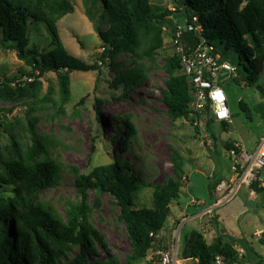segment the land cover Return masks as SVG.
<instances>
[{
    "label": "trees",
    "instance_id": "16d2710c",
    "mask_svg": "<svg viewBox=\"0 0 264 264\" xmlns=\"http://www.w3.org/2000/svg\"><path fill=\"white\" fill-rule=\"evenodd\" d=\"M99 1L107 21V29L97 32L103 51L98 62L86 64L66 52L57 33L56 23L74 12L69 0H0L1 46L14 52L16 58L29 68L27 73L17 77L0 76V103L30 104L41 91L40 78L54 73L60 103L65 105L70 100V74L99 72L100 66H107L113 72L111 86L121 88L120 99H128L134 90L148 81V68L143 62L154 63L163 45L164 31L168 29L172 38L180 27V23L171 18L174 13H182L180 17L185 25L191 23L193 17L197 18L204 44L213 48L221 62H226L228 52L237 55L239 68L234 66L235 72L240 70L246 86H254L264 70V0H174V11L159 10L149 0ZM96 2L84 0L85 16L90 22L94 21L92 12ZM29 21L46 24L52 37L51 50L39 52L35 44L29 46ZM180 40L188 52L200 39L195 33L183 30ZM171 50L162 66L166 79L161 102L172 122L189 120L198 133L196 120L206 126L218 121L207 115L199 121L198 116H194L189 80L181 73L180 59L174 48ZM122 55H129L131 67L125 68V63L118 59ZM261 95L264 99V91ZM84 100L81 98L78 105ZM102 106L103 102L95 99L96 120H100ZM239 106L246 110L242 101ZM29 110L32 111L31 106ZM254 110L264 118V103H257ZM114 117L124 136L120 151L126 152L129 140L136 134L131 116ZM27 121L30 144L21 146L12 134V153L7 158L0 154V189L11 188V196H3L0 191V264H57L63 259L66 264H122L109 255L104 236L91 223L93 210H100L99 197L103 194L108 195L118 208L116 219L124 226L130 243L131 252L124 264H134L146 258L148 252L163 247L158 235L169 216L171 203L179 199L181 182L185 178L180 154L170 153L172 177L159 184L146 183L134 173L128 161L120 158L96 166L87 174L69 166L68 171L74 176L76 198L74 202H66L63 217L52 206L38 200L40 194L59 185L63 166L51 156L48 141L33 137L39 119L29 113ZM219 124L222 131H227L230 125ZM118 138H112L111 142L115 144ZM212 139L217 142L214 136ZM236 143L228 140L222 149L225 153L234 150L239 155L241 147H235ZM90 157L91 154L88 160ZM144 188L153 190L152 207L135 208L133 195ZM250 189L264 191V188H258L257 182ZM90 192L94 193L93 204L90 203ZM259 242L264 245V232ZM236 245L244 250L241 258L237 255ZM97 249L106 254L104 259L92 258ZM73 251H77L76 254L68 259ZM251 252L244 240L228 242L217 235L207 243L202 232H191L184 237L180 260L213 264L216 256H223L232 262L246 263ZM261 260L264 264V256Z\"/></svg>",
    "mask_w": 264,
    "mask_h": 264
},
{
    "label": "rangeland",
    "instance_id": "374dc122",
    "mask_svg": "<svg viewBox=\"0 0 264 264\" xmlns=\"http://www.w3.org/2000/svg\"><path fill=\"white\" fill-rule=\"evenodd\" d=\"M69 1L74 6V12L56 23L60 41L69 55L86 64L96 63L103 51L97 32L107 29L104 10L97 0L92 12L94 21L90 22L85 16L84 0ZM149 3L162 11L165 9L172 11L176 7L174 0H149ZM181 14L174 13L171 18L184 28L185 21L180 17ZM28 29L30 47L35 44L39 52L53 48L52 37L45 23L29 21ZM1 40L0 29V76L11 78L27 73L29 68L16 58L14 52L4 50ZM171 47V36L166 29L163 33L162 48L158 50L154 63L150 65L147 61L143 62L148 68V81L143 87L134 90L128 99H120L121 88L114 89L111 86L113 72L107 66H100L99 72L70 74V100L65 105L60 103L54 73H47L40 78L41 91L38 98L30 104L0 103L1 156L7 158L12 153L10 139L12 134L21 146L30 144L27 119L31 113L39 119L33 137L48 141L52 149L51 156L63 166L59 185L40 194L39 201L46 202L64 217L66 202H74L76 198L74 176L68 171V167L74 166L79 173L87 174L96 166L112 163L115 158L128 161L134 173L142 177L146 183H162L168 177H172L170 153L176 151L184 161L185 178L181 182L179 199L173 201L169 207L172 213H179L181 208L185 209L190 217L195 209L191 208L193 206L187 208V205L192 200L202 204L197 207V213L215 206L216 200L221 199L225 193L216 192L214 186L220 180L228 182L234 176L231 171L233 159L227 157L226 153V157L223 155L222 146L228 140H232L241 144L248 153L254 151L264 136V118L254 110L257 103H264L261 95L264 91V70L257 83L251 87L242 82L240 70L221 81L220 86L227 96L232 116L231 124L227 131H222L219 122L207 126L201 122L198 124V133H195L194 125L189 120L172 122L161 102L166 79L162 66L164 59L172 53ZM225 56L227 63L237 67L236 54L228 52ZM118 59L125 63V68L131 67L129 55H122ZM259 88H262V91ZM81 98L85 100L82 105H78ZM95 99L103 102L100 120L94 117ZM241 101L246 105V110L240 108ZM30 106L32 111L29 110ZM114 115H130V121L135 128L136 134L129 140L126 152L120 151L124 136ZM213 136L217 140L216 143L212 139ZM114 137H119L115 144L111 142ZM210 175L213 179L209 178ZM260 178L264 181V170ZM0 191L3 196H11L10 187H3ZM152 192L151 188H144L135 193L134 207H152ZM249 193L250 190L242 186L228 202L216 206L213 210L219 215L218 221L212 214L199 215V218L190 217L186 222L181 221L173 229L167 220L158 239L166 244L167 249L174 250L176 244L177 264H196L192 260H180L184 237L191 232H202L207 243H211L217 235H221L222 239L228 242L234 239L244 240L252 251L246 263L262 264V260L254 256L264 253V245L259 242L262 235L258 239L253 234L258 230L264 232V191L254 192V199ZM99 201L100 210H93L91 223L104 236L109 255L124 264L131 247L124 226L116 219L119 210L111 203L108 195H101ZM93 202L94 193L90 192V203ZM76 252L73 251L68 259ZM153 253L154 251L148 252L146 258L134 264H160ZM105 255L103 251L97 249L92 258L104 259ZM66 262L63 259L57 264Z\"/></svg>",
    "mask_w": 264,
    "mask_h": 264
},
{
    "label": "built area",
    "instance_id": "2783aa9c",
    "mask_svg": "<svg viewBox=\"0 0 264 264\" xmlns=\"http://www.w3.org/2000/svg\"><path fill=\"white\" fill-rule=\"evenodd\" d=\"M183 30L195 33L200 39L196 47L188 52L180 40ZM200 33L201 27L197 23V18L193 17L191 23L186 24L184 28L179 27L171 38L174 52L180 59L181 73L188 78L191 87L193 98L191 111L194 113V116H198L199 121L207 115L215 121L231 124L232 116L228 107V99L220 86V82L234 73L235 67L227 62H221L220 56L213 52V48L204 44ZM221 77L224 78L220 80ZM198 124V120H196L195 125ZM239 145L241 147L239 155L234 150L226 152L227 157L233 159L231 171L234 174V179L228 182L220 181L216 186V192L225 193L221 199L216 200L217 206L228 202L242 186L250 190L249 194L252 199H254L255 194L250 187L255 182L258 183V188H264V181L260 178L261 172L264 170V136L252 152L246 153L243 146L239 143H236L234 146L239 148ZM209 178H212V176L210 175ZM200 205H202L200 202L194 200L188 204V206ZM210 212L211 210L207 209L203 213L207 214ZM253 235L259 239L261 238L262 232L256 231ZM163 247L153 253L159 259V263L172 264L173 262L177 264L176 244L174 250ZM237 255L241 258L244 255V250L237 247ZM213 264L247 263L232 262L223 256H216Z\"/></svg>",
    "mask_w": 264,
    "mask_h": 264
},
{
    "label": "crops",
    "instance_id": "0c3cea01",
    "mask_svg": "<svg viewBox=\"0 0 264 264\" xmlns=\"http://www.w3.org/2000/svg\"><path fill=\"white\" fill-rule=\"evenodd\" d=\"M222 153H223V155L225 156V150L224 149H222ZM226 157V156H225ZM234 177V176H233ZM233 177L230 179V180H233ZM229 180V181H230ZM222 181V180H221ZM201 206V205H200ZM217 206V203H215V206H212V207H209L208 208V210H211V212L210 213H207V214H212L213 216H214V218L216 219V221H218V219H219V215H217L216 214V211L215 210H213L215 207ZM197 207L198 206H193V207H191V208H194L195 209V211L191 214V216L190 217H200L199 215H201V216H205V215H207V214H204V215H202L203 214V212L201 211L200 213H197L196 211H198V209H197ZM187 208H190V206H188L187 205ZM212 215H210V216H212ZM190 217H189V215L187 214V212H186V210L185 209H179V213H172V211L170 210V214H169V216H168V218H167V220L169 221V223H170V228H173V229H175L176 227H177V225L181 222V221H183V222H186L187 220H190ZM166 220V221H167ZM258 231H261L262 232V230H258ZM256 232V231H255ZM263 233V232H262ZM162 246H164V247H166V244H164V243H162ZM255 257H257L258 259H262L263 258V256H264V253H259V254H256V255H254ZM180 262V261H179ZM178 263V262H177ZM194 263H195V261H194Z\"/></svg>",
    "mask_w": 264,
    "mask_h": 264
},
{
    "label": "water",
    "instance_id": "95a60500",
    "mask_svg": "<svg viewBox=\"0 0 264 264\" xmlns=\"http://www.w3.org/2000/svg\"><path fill=\"white\" fill-rule=\"evenodd\" d=\"M224 77H221L220 80H222Z\"/></svg>",
    "mask_w": 264,
    "mask_h": 264
},
{
    "label": "snow or ice",
    "instance_id": "6c2138e0",
    "mask_svg": "<svg viewBox=\"0 0 264 264\" xmlns=\"http://www.w3.org/2000/svg\"><path fill=\"white\" fill-rule=\"evenodd\" d=\"M217 97L219 98V95L217 94Z\"/></svg>",
    "mask_w": 264,
    "mask_h": 264
}]
</instances>
